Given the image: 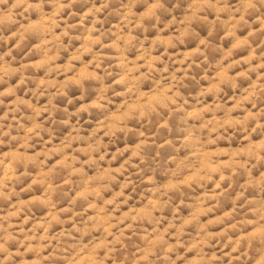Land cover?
Instances as JSON below:
<instances>
[{
    "label": "clouds",
    "instance_id": "1",
    "mask_svg": "<svg viewBox=\"0 0 264 264\" xmlns=\"http://www.w3.org/2000/svg\"><path fill=\"white\" fill-rule=\"evenodd\" d=\"M0 264H264V0H0Z\"/></svg>",
    "mask_w": 264,
    "mask_h": 264
}]
</instances>
